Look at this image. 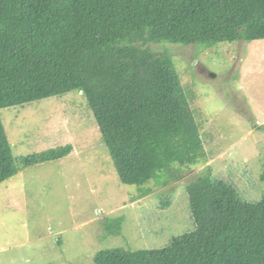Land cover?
Wrapping results in <instances>:
<instances>
[{
	"label": "trees",
	"instance_id": "1",
	"mask_svg": "<svg viewBox=\"0 0 264 264\" xmlns=\"http://www.w3.org/2000/svg\"><path fill=\"white\" fill-rule=\"evenodd\" d=\"M240 41H264V0H0V111L82 93L121 182L143 197L208 159L173 58L148 46ZM20 171L0 116V184ZM187 193L193 232L162 249H105L94 264H264V200L210 172ZM121 224L106 227L118 236Z\"/></svg>",
	"mask_w": 264,
	"mask_h": 264
},
{
	"label": "rangeland",
	"instance_id": "2",
	"mask_svg": "<svg viewBox=\"0 0 264 264\" xmlns=\"http://www.w3.org/2000/svg\"><path fill=\"white\" fill-rule=\"evenodd\" d=\"M148 47L173 58L207 162L142 197L121 182L82 93L1 110L21 171L0 184V264H94L105 249L165 248L195 230L187 184L204 172L244 201L264 200V41ZM119 219L116 236L106 226Z\"/></svg>",
	"mask_w": 264,
	"mask_h": 264
}]
</instances>
